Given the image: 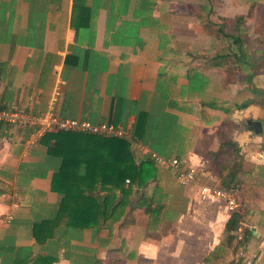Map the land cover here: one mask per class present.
Here are the masks:
<instances>
[{
  "label": "crops",
  "instance_id": "0c3cea01",
  "mask_svg": "<svg viewBox=\"0 0 264 264\" xmlns=\"http://www.w3.org/2000/svg\"><path fill=\"white\" fill-rule=\"evenodd\" d=\"M233 5L0 0V108L42 113L63 78L60 116L119 126L135 163L149 160L153 167L133 188L134 204L110 227H100L75 208L61 209L63 194L53 186L63 164L82 161L86 142L76 137L82 132H48L27 144V129L0 123V264L213 262L228 246L225 224L232 212L199 188H223L220 179L229 173V188L243 202L238 225L250 231L242 242L235 239L229 264L245 258L264 264V132L247 123L264 125V93L243 81L239 53L236 63L225 64L242 52V34L237 44L218 24V37L231 39L222 52L225 42L205 29L215 19L244 17ZM227 141L237 144L235 157L233 145L221 147ZM218 150L224 154L215 156ZM152 151L194 166L195 180L179 184L170 167L150 161ZM78 171H84L82 162ZM149 245L154 256L141 250Z\"/></svg>",
  "mask_w": 264,
  "mask_h": 264
},
{
  "label": "trees",
  "instance_id": "16d2710c",
  "mask_svg": "<svg viewBox=\"0 0 264 264\" xmlns=\"http://www.w3.org/2000/svg\"><path fill=\"white\" fill-rule=\"evenodd\" d=\"M243 18L237 16L234 19L235 29L239 27ZM231 37L237 44L241 41V37L237 34H232ZM57 134L61 136L64 133L59 132ZM57 136L56 141L59 140V136L58 138ZM76 137L86 142L85 150L80 154L82 161L78 158L80 160L78 163L72 159L74 164H63L62 170L59 171L62 173L60 178L53 179V186L55 182L63 194L61 209L70 206L79 212L77 216L80 215L81 211L94 224L98 221V226L110 227L123 215L127 206L134 204L130 199L133 188L143 183L144 174L153 167L149 160L135 163L130 150V142L124 136L106 137L77 133ZM228 145L235 146H232L231 149L233 157H235L237 144L233 141H227L221 147L225 148ZM220 150L215 153V156L219 153L224 154ZM75 154L79 155V153ZM150 161L153 162L151 158ZM81 162L84 171L79 173ZM127 178L129 179L128 184L125 182ZM232 181L233 178L230 173L227 177L220 179L221 185L226 189L229 188ZM242 216V208H239L232 212L225 224L226 242L233 249H236L238 244L235 241L234 231ZM249 232V230H243V239L245 234ZM203 264L214 263L204 260Z\"/></svg>",
  "mask_w": 264,
  "mask_h": 264
},
{
  "label": "built area",
  "instance_id": "2783aa9c",
  "mask_svg": "<svg viewBox=\"0 0 264 264\" xmlns=\"http://www.w3.org/2000/svg\"><path fill=\"white\" fill-rule=\"evenodd\" d=\"M66 81L58 78L53 86L47 108L38 114L29 113L19 109L0 108V123L11 124L28 130L27 144L38 141L48 132L71 131L89 134H101L111 137H122L126 133L119 126L112 123H92L87 119L78 117H64L58 114V104L62 96ZM150 158L156 165L168 166L175 174L179 184L187 185L195 180L196 168L191 165H183L176 157L165 158L152 151ZM126 182H129L126 179ZM201 196H211L224 202L227 210L234 212L243 207L238 190L235 187L228 189L218 186L202 185L199 188ZM237 241L243 239V229L238 225L235 232ZM244 264H254L252 258H245Z\"/></svg>",
  "mask_w": 264,
  "mask_h": 264
},
{
  "label": "rangeland",
  "instance_id": "374dc122",
  "mask_svg": "<svg viewBox=\"0 0 264 264\" xmlns=\"http://www.w3.org/2000/svg\"><path fill=\"white\" fill-rule=\"evenodd\" d=\"M214 2V0H211ZM233 3L237 4V7L241 8L242 14L244 15L242 23V27L234 28L233 22H228V20L215 19L214 24L210 28L209 23L208 26L205 24V29L209 28V30H214L217 33V40L221 39L222 42H225V47H218V50L225 52L227 51V44L231 42L229 37H225L222 34V37H218L219 31L217 29L218 24H223L222 31L226 33L242 34V52L237 51V45L235 44L234 50L237 51L233 53V58H229L226 60L225 64H234V59H236V54L239 53L242 57L240 59V64L243 65L244 73L246 74L243 78L244 82H247L248 88L255 87L257 85L256 90L260 91L262 89V93H264V0H233ZM238 11V10H237ZM221 33V32H220ZM219 38V39H218ZM217 46H220V43L217 42ZM201 61L206 64V59L204 54L200 53ZM240 56L237 57V60ZM239 63V62H238ZM258 73V74H257ZM260 75V76H259ZM256 76V77H255ZM260 86V87H259ZM252 97L260 98L259 94H253ZM264 103V102H263ZM162 146H157L160 148ZM162 156V155H161ZM164 157V156H163ZM167 158V157H165ZM206 253L203 251L199 252L197 256L202 258ZM236 257V249H233L232 246H226L223 250L220 251V255L213 260L214 264H229ZM202 264V260L197 262H191V264Z\"/></svg>",
  "mask_w": 264,
  "mask_h": 264
},
{
  "label": "water",
  "instance_id": "95a60500",
  "mask_svg": "<svg viewBox=\"0 0 264 264\" xmlns=\"http://www.w3.org/2000/svg\"><path fill=\"white\" fill-rule=\"evenodd\" d=\"M249 129L253 130L256 133L264 132V125L260 121L248 120Z\"/></svg>",
  "mask_w": 264,
  "mask_h": 264
},
{
  "label": "clouds",
  "instance_id": "9594fccd",
  "mask_svg": "<svg viewBox=\"0 0 264 264\" xmlns=\"http://www.w3.org/2000/svg\"><path fill=\"white\" fill-rule=\"evenodd\" d=\"M142 251H145L148 255H155L156 252V248L155 246L149 245L147 247H142L141 248Z\"/></svg>",
  "mask_w": 264,
  "mask_h": 264
}]
</instances>
